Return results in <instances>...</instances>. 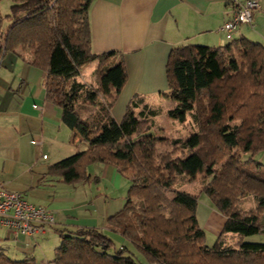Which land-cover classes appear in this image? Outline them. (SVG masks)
Instances as JSON below:
<instances>
[{"label": "trees", "instance_id": "16d2710c", "mask_svg": "<svg viewBox=\"0 0 264 264\" xmlns=\"http://www.w3.org/2000/svg\"><path fill=\"white\" fill-rule=\"evenodd\" d=\"M11 23L0 55L14 52L45 72V96L85 148L49 166L68 183L85 181L86 165H113L129 180L119 211L105 229L60 230L55 264H264V165L252 152L264 149V43L246 37L221 46L183 44L166 63L171 105L134 96L121 120L110 109L126 81L115 51L91 48L92 0H11ZM96 61L90 80L81 67ZM164 115L184 123L188 134L155 133ZM167 145L169 148H164ZM202 175L201 191L224 217L212 245L203 242L196 194L174 187ZM252 196L253 205L242 201ZM105 231L124 242L113 251ZM258 235L260 239L248 237ZM0 264H35L0 251Z\"/></svg>", "mask_w": 264, "mask_h": 264}, {"label": "crops", "instance_id": "0c3cea01", "mask_svg": "<svg viewBox=\"0 0 264 264\" xmlns=\"http://www.w3.org/2000/svg\"><path fill=\"white\" fill-rule=\"evenodd\" d=\"M242 1L92 0L88 11L91 48L96 53L115 51L126 72V81L110 109L112 117L121 120L127 103L137 95L161 102L163 108L169 107L171 101L164 93L170 50L183 44L227 43L229 40L220 27L231 16L236 3ZM11 3L0 0V38L12 21ZM232 37L264 43V0H259L252 22L240 24ZM92 62L95 66L88 74L81 70L91 62L81 67L78 80H90L97 67V62ZM44 79V70L19 54L0 55V187L21 192L28 202L46 208L53 221L45 228L52 226L58 233L81 227L105 229L107 218L123 205L124 176L113 165L100 162L86 165L88 177L84 182L68 183L58 173L48 171L50 165L85 148V144L79 143L73 130L62 122L61 109L46 99ZM27 146L31 154L35 146L43 151L44 160L49 158L45 149L50 151L54 162L44 165L38 159L24 158ZM7 166L13 177L28 174L26 180L7 179ZM23 166L26 168L20 170ZM100 176L111 185V190L94 194L90 189L92 177ZM66 183L70 186L68 194H62L58 188ZM196 215L200 226L210 223L220 232L224 217L210 204H198ZM0 230H5L4 236H0V251L5 253L7 242L25 248L30 240L36 242L38 236L48 231L22 235L7 227ZM248 238L258 240L260 236Z\"/></svg>", "mask_w": 264, "mask_h": 264}, {"label": "rangeland", "instance_id": "374dc122", "mask_svg": "<svg viewBox=\"0 0 264 264\" xmlns=\"http://www.w3.org/2000/svg\"><path fill=\"white\" fill-rule=\"evenodd\" d=\"M95 66L94 62H91L87 65H85L81 71H86L84 74H88L92 68ZM158 103L159 102H155ZM162 103L160 102V105ZM163 105V104H162ZM164 106V105H163ZM156 126L154 127L155 133L164 135L166 137H169V139L173 136L177 135H186L188 134V127L184 123H179L178 120L168 118L164 115H160L155 119ZM164 148H169L167 145H163ZM37 148V149H36ZM45 153L48 154L49 158L47 160H44L42 158L43 151L38 150V147H34L33 154H31V149L27 146L25 147L23 157L28 159H34L37 160L39 163H42L44 165H48L53 160V155L50 153V151H47L45 149ZM252 159L254 161L260 162L262 165H264V149L256 150L252 152ZM47 167V166H46ZM23 168H26L25 166L21 167L20 170H24ZM6 171V178L15 180V181H24L26 180V177L28 174H22L18 177H13L10 173V170L5 169ZM92 177V183H91V190L94 192V194L98 193L99 191L102 192H109L111 190V185L107 183L102 177L100 176L99 179L97 177ZM203 177L202 175H198L195 179H179L175 181L174 187L190 192L192 194H196L198 196L199 204H209V198L205 192L201 191V184H202ZM123 182L126 183V185L123 188V192L127 193V190L129 188V180L124 177ZM69 184H63L62 187L58 188V190L62 194H68L69 191ZM97 191V192H96ZM38 194L39 192H34ZM253 197L248 196L242 201V205L245 208L250 207L253 205ZM203 231H204V239L203 242L207 245H212L216 239L217 234L219 233L218 228L215 225H211L210 223H202L201 225ZM46 234H43L42 236H38L36 242L29 241V245L25 246H18L17 244L7 242V254L9 257L14 259H23L25 257L32 258L34 260L35 264H55L52 259L55 255V249L60 243V235L57 231L53 229V227H46ZM105 233L109 236V238L112 241V245L109 248L110 251H113L115 249H118L124 242L123 237L115 232L105 231ZM5 230H0V236H4ZM251 239V238H249ZM261 239L264 240V234L261 235ZM131 251L134 253V256L138 261H140L141 264H148L147 261L144 259V257L137 252L134 248H130Z\"/></svg>", "mask_w": 264, "mask_h": 264}, {"label": "built area", "instance_id": "2783aa9c", "mask_svg": "<svg viewBox=\"0 0 264 264\" xmlns=\"http://www.w3.org/2000/svg\"><path fill=\"white\" fill-rule=\"evenodd\" d=\"M235 6L231 16L220 27L228 40L233 38L232 32L240 24L252 22L259 0H244ZM52 221V215L46 208L28 202L21 192L0 187V227L22 235H35L44 232L45 225Z\"/></svg>", "mask_w": 264, "mask_h": 264}]
</instances>
